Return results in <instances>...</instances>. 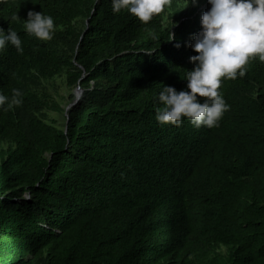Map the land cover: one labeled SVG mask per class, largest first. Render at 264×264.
<instances>
[{"label":"trees","instance_id":"obj_1","mask_svg":"<svg viewBox=\"0 0 264 264\" xmlns=\"http://www.w3.org/2000/svg\"><path fill=\"white\" fill-rule=\"evenodd\" d=\"M207 3L148 24L111 0L0 5L23 47L0 53V93L22 99L0 109V264H264V63L222 80L219 127L155 118L164 85L187 90ZM59 86L85 91L69 111Z\"/></svg>","mask_w":264,"mask_h":264},{"label":"clouds","instance_id":"obj_2","mask_svg":"<svg viewBox=\"0 0 264 264\" xmlns=\"http://www.w3.org/2000/svg\"><path fill=\"white\" fill-rule=\"evenodd\" d=\"M8 0H0V5ZM211 8L202 15L201 31L190 45L198 55L192 56L194 70L187 71L183 80L187 90L177 91L164 85L157 97L156 121L160 125L180 127L185 120L195 128L219 127L230 106L219 89L222 80L244 77L249 61L258 58L264 63V0H208ZM112 11H126L148 24L159 16L172 0H111ZM197 0H188L195 5ZM17 19L16 16L12 17ZM26 33L42 41L55 35L54 19L44 13L29 11L24 21ZM13 46L23 54L22 40L11 27L7 33L0 28V53ZM179 47V45H177ZM19 90L11 98L0 93V109L5 111L22 103ZM200 98H205L201 102Z\"/></svg>","mask_w":264,"mask_h":264},{"label":"rangeland","instance_id":"obj_3","mask_svg":"<svg viewBox=\"0 0 264 264\" xmlns=\"http://www.w3.org/2000/svg\"><path fill=\"white\" fill-rule=\"evenodd\" d=\"M191 10H192V7L190 6V8L187 10V13H189ZM209 10H210V5H209V3H207V4H205L204 6H202L200 8V10L198 11V14H201L202 12H206V11H209ZM183 17L185 18L184 14H182V19H183ZM168 18H169V22L170 21L172 22V17L170 18V15H168ZM56 84L60 85V82L58 81V79H57ZM58 90H59V93L61 95L65 96V102L63 103L62 106L66 110L69 109L74 104V102H76L77 98L80 96L78 88L77 89H68V88L59 86ZM83 95H84V93H83ZM83 95L81 96V99H82ZM52 115L53 116H57V114H55V113H53ZM61 120L63 122L62 118H61Z\"/></svg>","mask_w":264,"mask_h":264},{"label":"water","instance_id":"obj_4","mask_svg":"<svg viewBox=\"0 0 264 264\" xmlns=\"http://www.w3.org/2000/svg\"><path fill=\"white\" fill-rule=\"evenodd\" d=\"M78 91L80 93V96L77 98L76 102H74V104L69 109H67V111H69L73 106L77 105L81 101V96L84 93V89H82L81 87H79L78 88Z\"/></svg>","mask_w":264,"mask_h":264}]
</instances>
